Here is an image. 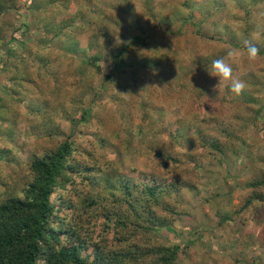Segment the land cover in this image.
<instances>
[{"label":"rangeland","instance_id":"obj_1","mask_svg":"<svg viewBox=\"0 0 264 264\" xmlns=\"http://www.w3.org/2000/svg\"><path fill=\"white\" fill-rule=\"evenodd\" d=\"M50 11L63 35L31 29ZM228 51L234 78L255 75L252 103L232 102L228 83L205 71ZM2 57L12 59H0V202L21 191L35 158L65 140L77 159L92 153L143 183L138 171L156 158L136 150L157 139L181 160L170 175L181 186L175 205L163 199L179 236L162 230L155 239L179 246L177 264H264V0H0ZM196 81L203 97L181 91ZM206 101L220 104L213 118L231 131L226 141L208 124L205 140L220 138L226 151L209 157L172 145L189 135L193 111L209 113ZM97 221L83 254L106 230ZM115 236L111 228L102 247L113 249ZM98 255L118 264L113 251Z\"/></svg>","mask_w":264,"mask_h":264},{"label":"trees","instance_id":"obj_2","mask_svg":"<svg viewBox=\"0 0 264 264\" xmlns=\"http://www.w3.org/2000/svg\"><path fill=\"white\" fill-rule=\"evenodd\" d=\"M37 17L39 22L33 23L32 30L43 29L45 34L52 31L54 37L64 34L65 26L53 23L52 11L38 13ZM14 40L8 39L10 42ZM154 42L150 45L155 50ZM0 59L7 62L12 58ZM232 75L234 77V71ZM254 79L255 75L250 73L244 91L231 101L237 103L242 99V102L252 103L254 99L248 95V89ZM192 85L187 82L181 91L203 97L202 86L197 81ZM224 100L226 98L219 103H224ZM206 103L209 113L193 111V116L198 118H194L191 129L187 131L189 135L173 136L172 145L176 146L177 141L192 151L203 149L209 157L213 151L220 154L226 151L220 138L205 140L204 131L208 124H214L216 132L226 141L231 138V131L223 122L217 123L213 118L220 104ZM160 134L158 132V137ZM113 139H120L118 130L114 132ZM156 140H147L141 149L136 150L156 158L150 159L147 172H136L143 176V183L122 175L113 162L100 164L92 153L85 159H77L73 144L68 140L35 158L29 165V175L21 191L14 190L0 202V264H114L111 257L104 261L98 255L108 250L113 251L115 259H119L118 264H177L179 246L161 244L155 236L162 230L179 236L173 228L174 212L164 205L163 199L169 198V204H176L181 184L171 180L170 175L181 160L164 155L155 147ZM194 161V167L202 166L196 159ZM153 164L156 171L152 170ZM154 174L160 178L152 179L154 176L150 175ZM177 178L180 180L179 176ZM166 181L170 182L167 184ZM98 219L106 230L96 236L92 254H83L91 247L93 227H97ZM111 228L116 235V244L113 249H106L102 246L108 241Z\"/></svg>","mask_w":264,"mask_h":264},{"label":"clouds","instance_id":"obj_3","mask_svg":"<svg viewBox=\"0 0 264 264\" xmlns=\"http://www.w3.org/2000/svg\"><path fill=\"white\" fill-rule=\"evenodd\" d=\"M247 58L248 60H255L258 55V49L254 44H247ZM228 60L225 61L224 58L211 59L210 68H205V71L211 76L216 77L218 80H223L228 83L229 91L234 96H240L244 91L246 85L241 79H236L233 77V67L234 63V53L232 51L227 52Z\"/></svg>","mask_w":264,"mask_h":264}]
</instances>
